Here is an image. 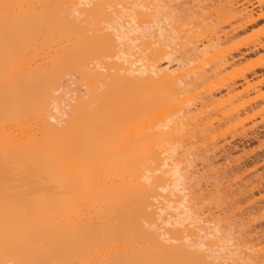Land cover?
Here are the masks:
<instances>
[{
  "label": "bare ground",
  "instance_id": "6f19581e",
  "mask_svg": "<svg viewBox=\"0 0 264 264\" xmlns=\"http://www.w3.org/2000/svg\"><path fill=\"white\" fill-rule=\"evenodd\" d=\"M171 1L164 2L168 5ZM158 2L0 0V264H247L251 261L250 255L249 261L243 259L242 249L240 252L232 249L231 232H220L219 218L213 214L216 222L210 219L209 222L202 210L203 216L194 211L199 201L205 203L214 194L212 188L208 185L194 188L198 194L192 187L198 188L200 181L205 180L199 176L200 172L205 171L204 175L207 170H213L224 175L229 165H239L245 154L246 149L233 147L231 140L238 135L241 139L247 133L245 125L253 110L250 92L260 91L256 84L247 81L236 84L235 77L224 79L229 69L240 70L236 67L240 60L226 59L222 47L245 25L252 24L255 17L251 14L256 13L250 14L246 3L238 6L237 1L238 5L231 2L228 6L226 2L228 12L226 6L220 7L224 15H231H226L227 22L229 18L233 21L230 28L215 32V36L211 33L213 37H205L198 44L196 36L202 35L198 32L193 35L195 30H188L193 36H186V32L178 37L181 25L172 16L175 4L166 10V3L161 0L158 5ZM182 24L185 26L186 22ZM194 36L197 40L190 39ZM182 40L188 47L190 40L197 41L202 50L198 45L193 48L199 50L200 55L195 51L199 60L212 53L205 61L210 70L203 73L201 82L207 85L211 81L215 86L218 83V90L224 87L223 94L219 91L222 95H216L219 98L209 94L206 99V92H193L190 84L194 82L199 87L201 82L196 78L208 68L201 72L205 63L196 66L199 61L195 57L196 61L188 62L187 56L193 57L194 52L182 56L188 51L180 43ZM178 47L184 51L178 49V52ZM177 52L182 54H177L179 58ZM193 61L195 67L187 69ZM194 69L199 71L196 78L191 76ZM234 71V76L243 73L241 70L235 75ZM79 77L82 84L77 80ZM193 78L196 80L190 82ZM211 82L210 87L206 86L209 90L214 87ZM76 85L78 92L74 89ZM187 92L191 99L186 98ZM199 94L201 97L197 98ZM193 96L201 99L197 102L202 107H196ZM203 96L207 101L201 103ZM259 97L262 95H256ZM193 103L198 112L195 108L190 110ZM202 108L204 111H199ZM253 113L251 116L256 115ZM226 127L227 135L232 138L227 141L223 132ZM197 133L206 136L201 137V142L207 139L208 150H221V164L209 160L210 164L207 161L203 167L199 166L201 171L191 168L193 163L189 168L181 167L190 159L187 155L192 151L191 140L197 142L193 149L200 148L199 138L198 141L194 138ZM260 134L255 130L253 137L263 151L264 136L261 138ZM218 139L221 146H217ZM232 153L242 155L235 159ZM178 156L185 160H178ZM234 171L229 168L227 175L235 174ZM193 175L200 178L195 180ZM194 180L199 183L195 184ZM234 181V178L231 183L227 181L229 186L225 191L234 187ZM251 181L264 187V175ZM251 181L241 186L252 185ZM190 189L194 191L192 196H198L194 199H200L196 205L197 201L188 193ZM253 200L251 206L254 203L264 206V195ZM210 213L208 218L213 219ZM204 220L213 227H203ZM262 228L255 231L261 237L257 233V239L252 236L254 242L259 238L264 242ZM259 243L255 244L259 247Z\"/></svg>",
  "mask_w": 264,
  "mask_h": 264
},
{
  "label": "rangeland",
  "instance_id": "374dc122",
  "mask_svg": "<svg viewBox=\"0 0 264 264\" xmlns=\"http://www.w3.org/2000/svg\"><path fill=\"white\" fill-rule=\"evenodd\" d=\"M156 2H157V0H155ZM160 1L161 0H159V2L157 3L158 5H159V3H160ZM163 2L164 1H166V0H162ZM173 1V0H172ZM171 1V3H169L168 5H167V2H169V0H167V2H162L163 4H165V5H167V6H170L169 8L166 6L165 7V5H162V3H161V5H162V7L164 6L165 8H167L166 10H168V9H170L172 6H173V4H175L174 5V7H172V8H174L173 9V11H174V13H173V11H172V16L174 17V16H176L175 18H174V20L175 19H177V20H179L181 23H179V21H177V23H178V26L180 27V25H181V27L179 28V30H180V36H178V37H183V35L185 36V33L187 34L186 36H188V35H191L192 34V32H190L189 34H188V30L189 31H193L194 32V30H195V32L193 33V35H195V33L196 32H198V35L200 34V37H201V35H202V37L201 38H199V36H196L197 38H198V42L197 41H194V40H190V42H188L189 43V47H188V44H187V42H186V44L187 45H185V39L184 40H182V41H184V42H180V43H183L185 46V48H184V50H188L187 52L186 51H184L183 49H181V47H182V45L180 44V48L178 47L177 48V51L179 52V50L178 49H181L180 51L182 52V51H184L183 53V55L180 53H175V55H176V58L178 57L179 58V56L180 55H182V56H185V54H186V56L187 55H189L188 53L190 52V54H192L193 52V54L191 55V56H193V57H191L190 58V56H187V57H189L187 60H188V62H190V61H192V60H189V59H197V62L199 61V63H197L196 64V66H198L199 64H204L205 63V61H206V59L209 57V56H211L212 55V53H210L208 56H207V58L205 57L203 60V62H202V60H201V58H200V60L198 59L199 58V56L196 54V53H198L199 52V50H195L194 48H193V46L196 48L197 46L196 45H198L199 44V42L202 40V39H204L205 37L206 38H210L213 34H214V36H215V34H217V33H219V31L221 30H227V28L229 27L230 28V26H231V24L233 23V21L231 22V20L232 19H230L229 18V22H227L228 20V18H226V15H230L229 13H226V15H224L225 14V11H224V9L223 8H221L220 6H226V4L228 5V6H230V4H231V2H232V5H235L236 3H238L239 2V4L240 5H238V4H236V5H238V6H241L242 4L244 5L245 3H246V10H248L249 11V9L251 10V12L249 11V13L251 14V13H254V12H252V11H255V13L256 14H260V12H262V14H260L259 16H254V15H256V14H251V15H253V18L255 17V19H253L254 20V22L252 23V24H247V26L245 25L243 28H242V30H240V33L234 38L233 37V39L228 43V44H225V46L224 47H222V50H223V48L225 49L224 50V53H225V57H226V59H231L232 57L236 60V61H238V60H240V63H239V61H238V65L236 66L237 68H239L240 70L239 71H237V72H240L241 70V72H243V73H240V74H242V75H240L239 73H238V75H240V76H238V75H236L235 73H237L236 71H234V74L237 76V78H236V76H234L233 75V71H232V69H229L227 72H225V74H224V79H226V80H232L234 77V79H233V81H236V84H237V82L240 84V82L242 83L243 81H247V82H249L250 84H256V86H257V90L258 91H260V92H262V93H258V94H261L262 95V97H259V98H256V95H258L257 93L255 94V92L253 93V92H250V96H251V98L253 99V104H251L252 106H250V107H252V108H250L251 110H252V113L254 112V111H256L257 109L259 110V112L258 111H256V112H254V113H256V115L254 114V115H252L251 116V111H250V113L251 114H249V116H250V120L248 119V122H246L244 125L246 126V128H247V133H249V134H243V137L240 139V136L238 135V137L236 138V137H234V140L232 141L231 139V137H230V135L228 134L227 135V132L225 131V130H227V127H226V129H224V128H222L221 130H223L224 129V131L223 132H225V134L227 135L226 136V141H227V138H229L230 140H231V142L230 141H228L229 143H231V145L233 146V147H235L236 146V148L237 149H239L240 150V147L242 148V147H244V150L246 149V151H245V154L243 155V158H241L240 159V161H238V162H240V166L239 165H237L236 164V166H233L234 167V169H236L237 167H239V169L237 168L235 171H234V169H233V167H231V165H229V168L230 169H232L234 172H235V174H232V172L230 173L232 176H230L229 177V175L230 174H228L227 175V173H229V172H227L228 170H229V168L227 169V171H226V173L223 175V173L221 174V173H219L218 172V170H217V172L218 173H216L215 171L213 172V170H207V171H209V172H206V174H204L203 175V173L205 172L204 171V169H203V173L202 172H200V175H199V172H197L198 173V175L200 176V177H204V179L205 180H201L200 182L201 183H199V182H195V180L196 179H198V178H200V177H198V178H195V176L194 175H196V174H194L193 175V177H194V183L195 184H200V185H198V188H197V186L196 185H194L193 184V186H196V187H192L193 189L194 188H196L197 190L200 188L199 186H205V185H208L209 186V188L211 187L212 188V191H214V192H212V193H214L213 195L211 194V197L209 198V200L207 199V197L206 196H210V195H208V193L206 194V196H205V194H203L204 196V200H206L207 199V201H205V203L203 202V200H202V202L201 201H199V208L197 209L196 207V209L194 208V205H196L197 203H198V201L196 200L197 199V197H195L197 194H196V192L194 193V194H196L195 196H192V194H191V192L193 191L192 189H190L191 191L190 192H188L189 194H191V196L193 197V199L194 198H196V199H194V200H196L197 202L194 204V205H191V206H193L192 208H194L195 210V212H197V214L199 215V216H203V213L201 214V210L204 212V213H206V215H204V218L205 217H207V219L206 220H208L209 221V219L210 220H213V222H216V221H214V217H213V214H214V216L216 217V218H219V220L220 221H218L217 220V223L220 225L219 226V228H221V229H219L220 230V232L221 231H223L224 233H225V231L226 230H229V231H226V232H228V233H230V235L232 236H228V237H231L232 238V243L233 242H235V243H233V245H232V243H231V246H233L232 247V249H236V251H238V252H240L241 251V249H242V251L240 252V253H242V256H244V258L243 257H241V259L243 258V259H245L246 260V262H247V259H248V261H249V259H250V256H251V261H249V263L247 262V264H250V263H252V262H257L258 264H262V263H264V254H263V250H264V248H263V244H264V242L262 243V241L260 242L259 240H261L260 238H259V240H258V242L255 240V242H254V239H253V237L252 236H254L255 235V233H257V232H259V230H258V228L259 229H261V227H264V226H259L258 224H262V225H264V206L262 207V205L261 206H257V205H260V204H255L254 203V206L252 205H250V203H252V202H250V201H252L254 198L255 199H257V198H259L261 195H264V187L261 185L260 187H259V185H257L255 182H253V181H251L252 179L253 180H255L256 179V177H258V175L259 176H262V175H264V150L263 151H261V149L259 148V146H258V143H257V141L255 140V138L253 137L254 136V134H255V130H256V132H261V134L259 135V136H261V138H263L262 137V135L264 136V110L262 111L261 110V108L262 107H264V0H235V1H233V0H174L173 2ZM178 1V2H177ZM197 1V2H196ZM215 1V2H214ZM238 1V2H237ZM243 1H245V2H243ZM152 2V1H151ZM187 2V3H186ZM191 2H192V4H191ZM196 4H195V3ZM208 2H209V4H208ZM216 2H221V3H216ZM227 2V3H226ZM233 2H234V4H233ZM262 2V3H261ZM177 3H179V4H177ZM202 3V4H201ZM204 3H206V4H204ZM226 3V4H225ZM242 3V4H241ZM249 3V4H248ZM152 4H154V2L152 3ZM184 4V5H183ZM211 4V5H210ZM156 5V4H155ZM204 5V6H203ZM207 5V6H206ZM235 5V6H236ZM184 6V7H183ZM228 6H226V7H224L225 9L226 8H228ZM161 7V6H160ZM181 7V8H180ZM198 7V8H197ZM200 7V8H199ZM202 7V8H201ZM206 7V8H205ZM244 7V6H243ZM177 8V9H176ZM186 8V9H185ZM217 8H219V9H217ZM249 8V9H248ZM163 9V8H162ZM194 9V10H193ZM197 9H198V11H197ZM202 9V10H201ZM224 11L223 12V14L221 13L222 12V10ZM171 10V9H170ZM177 10V11H176ZM227 11L226 12H228L229 10L228 9H226ZM181 11V12H180ZM200 11V12H199ZM215 11V12H214ZM175 12H178V13H176L175 14ZM191 12V13H190ZM195 12V13H194ZM205 12V13H204ZM170 13V12H169ZM197 13V14H196ZM204 13V14H203ZM214 13V14H213ZM248 13V12H247ZM180 14V15H179ZM217 14V15H216ZM171 15V14H170ZM178 15V16H177ZM197 17H196V16ZM210 15V16H209ZM221 15V16H220ZM222 15H224V17H225V22H224V20H222V19H224L223 18V16ZM204 16V17H203ZM207 16V17H206ZM217 16V17H216ZM199 17V18H198ZM229 17V16H228ZM230 17H231V15H230ZM259 17H261V18H259ZM179 18V19H178ZM218 18V19H217ZM192 19V20H191ZM204 19V20H203ZM213 19V20H212ZM217 20V21H216ZM188 21V22H187ZM175 22V21H174ZM186 22V24L188 25H186L185 24V26H187V27H185V26H183L184 24H182V23H185ZM197 22V23H196ZM200 22H202V23H200ZM205 22V23H204ZM177 23L175 22V25H176V27H177ZM189 23V24H188ZM229 23H231L230 25H229ZM200 24V25H199ZM175 25L173 26V28L175 27ZM198 25V26H197ZM203 25V26H202ZM205 25V26H204ZM209 25V26H208ZM192 26V27H191ZM197 26V27H196ZM206 27V28H205ZM190 28V29H189ZM228 28V29H229ZM192 29V30H191ZM197 29H199V30H197ZM197 30V31H196ZM202 30V31H201ZM209 30V31H208ZM176 31H177V29H176ZM211 31V32H210ZM178 32V31H177ZM177 32H175L176 34H177ZM200 32V33H199ZM215 32H217V33H215ZM211 33H213V34H211ZM204 34V35H203ZM209 34V35H208ZM182 35V36H181ZM193 35H191V36H193ZM206 35V36H205ZM177 36V35H176ZM208 36H210V37H208ZM178 37H177V43H179L178 42V40H180V39H178ZM213 37V36H212ZM186 38V37H185ZM195 39V40H197L196 38H195V36L194 37H191L190 39ZM200 40V41H199ZM189 41V40H188ZM192 42V43H191ZM196 42L198 43V44H196ZM263 42V43H262ZM193 44V45H191V44ZM262 44V45H261ZM178 46H179V44H178ZM263 46V47H262ZM202 47V46H201ZM229 49H228V48ZM191 48V49H190ZM193 48V49H192ZM197 48H200V45H198V47ZM200 50H202L201 48H200ZM227 50V52H225ZM195 51H197L196 53H195ZM229 52V54H227ZM231 52V53H230ZM177 54H179V56L177 55ZM195 54V55H194ZM199 54V53H198ZM200 55V54H199ZM230 56V57H229ZM195 57V58H194ZM198 57V58H197ZM181 58H183V57H181ZM232 58V59H233ZM196 59L194 60V61H196ZM184 60V58L182 59V61ZM193 61V62H194ZM185 62V61H184ZM187 62V63H188ZM188 63V68L187 69H192V67H195V62L194 63ZM240 64V65H239ZM194 65V66H193ZM209 65L208 63L206 64H204V67H202V69L200 70L201 72H202V70H204V69H206V68H208L207 66ZM203 66V65H202ZM177 67V66H176ZM187 67V66H186ZM185 67V68H186ZM190 67V68H189ZM201 67V66H200ZM210 67V66H209ZM174 68H175V65H174ZM234 69V68H233ZM196 69H194L193 70V72H192V70H191V76L192 77H198L199 75V71H195ZM209 68L206 70L207 72H202V73H200L201 75L199 76V78H196L197 79V81H198V79L200 80V82L203 80V78H202V76H203V73L204 74H206V73H208L209 72ZM232 71V72H231ZM75 73V72H74ZM228 73H232V74H229V76H231L232 75V77L230 78V79H228L229 78V76H228ZM76 74V73H75ZM197 74V75H196ZM74 75V74H73ZM228 76V77H227ZM242 76H243V78H242ZM73 77H75V75L73 76ZM76 77H78V74L76 75ZM200 77L202 78V79H200ZM227 77V78H226ZM240 77V78H239ZM195 78H193L192 80H189L190 82H192ZM195 79V80H196ZM223 79V80H224ZM72 80H75V83H76V81L78 80V81H80L81 80V78L79 77V79L77 78V80L74 78V79H72ZM194 80V81H195ZM78 81H77V83L76 84H78ZM205 81V80H204ZM210 81V80H209ZM81 83L80 84H82V80L80 81ZM190 82H189V84H190ZM199 82V81H198ZM197 82V83H198ZM199 82V83H200ZM211 82V81H210ZM210 82H206L205 84H207V85H204L203 83L204 82H201L205 87L203 88V85L200 83V85H199V83H198V85H199V87L198 86H195V85H193V84H196V83H194V82H192V84H190V86L192 87V89L193 90H195V91H193V92H196V90H198V92H202V93H207V95L205 96L206 97V99L209 97V96H211V95H209V94H212V96H214L213 94H215V98H219V96H217L216 97V95H220L221 93L223 94V92H224V87H221V89L220 90H218L219 89V87L217 88V84L218 83H216V86L214 85V83H212L211 82V84L212 85H214V87H216V88H214L213 87V89H208V88H206V86L207 87H210L209 86V84H210ZM221 82H223V81H221ZM220 83V82H219ZM197 85V84H196ZM202 85V87H200ZM223 85V84H222ZM259 85V86H258ZM80 86L81 85H79V88H80ZM83 86V85H82ZM76 87H77V85L75 86V88H74V86H73V88L74 89H76ZM193 87H198L199 89H194ZM212 87V86H211ZM85 88V87H84ZM188 88H189V86H188ZM78 89V88H77ZM77 89L75 90V91H77ZM81 89V92H82V88H80ZM190 89V88H189ZM84 90V89H83ZM191 90V89H190ZM190 90H188L189 91V93H190ZM200 90V91H199ZM85 91V90H84ZM221 93H220V92ZM78 92V91H77ZM79 92H80V90H79ZM219 92V93H218ZM188 92H187V94H188V97H186V95L185 96H183V97H186V98H190L191 99V95L189 94ZM191 93H192V91H191ZM252 93V94H251ZM186 94V93H185ZM194 94V93H193ZM198 94V93H197ZM201 94V93H200ZM200 94L199 95H197V98H199V97H201L200 96ZM221 94V95H222ZM209 95V96H208ZM199 96V97H198ZM208 96V97H207ZM195 96H193V99H195L194 98ZM203 98H204V96H203ZM202 98V99H203ZM205 98L203 99V102H201V103H204L205 101L204 100H206ZM210 99V98H209ZM262 99V100H261ZM196 100V99H195ZM195 100H193L192 102H194ZM198 100V99H197ZM197 100L195 101V102H197ZM199 100H201V99H199ZM198 100V101H199ZM187 101H190V100H187ZM207 101V100H206ZM192 105V104H191ZM190 105V106H191ZM193 105H194V103H193ZM195 105H196V107L197 108H200V106L202 107L203 105L201 104L200 106H199V103L197 102V104L195 103ZM195 105L194 106H191V107H189L190 108V110H192L193 111V108H195ZM199 106V107H198ZM262 106V107H261ZM255 107V108H254ZM259 107V108H258ZM203 109V108H202ZM199 110V111H204V109L203 110ZM207 109H209V108H207ZM256 109V110H255ZM186 110V109H185ZM195 110H196V108H195ZM260 110L262 111V112H260ZM191 111V112H192ZM195 112H198V109L195 111ZM195 124L193 123V126H194ZM247 125L249 126V128L247 127ZM254 125V126H253ZM192 126V129H193V131H196V130H194V127ZM196 126V125H195ZM245 126H244V128H245ZM254 128H253V127ZM191 129V128H190ZM191 129V130H192ZM250 129V130H249ZM239 130H241V128L239 129ZM249 130V131H248ZM232 131V130H231ZM228 132H230V130L228 131ZM239 132V131H238ZM191 133V132H190ZM231 133H233L234 134V132L232 131ZM230 133V134H231ZM240 133V132H239ZM254 133V134H253ZM202 134L201 133H199V136H198V133H197V135L196 136H194V138L196 139L197 137L199 138V140H200V142H199V144H198V146L200 145V148H195V149H193L192 147H195L194 146V144L195 143H197L195 140H193L194 142H192V140H191V143L193 144H191L190 146H191V148L190 149H192V151H188V152H191L190 153V155H187L188 156V158H190L189 160H188V164L187 163H184V165H183V163H182V166L181 167H188V165L190 164H192V166H195V168L194 167H192V166H190L191 168H193V169H198V170H200L201 171V166L203 167V165H204V163L206 164L207 163V161L209 162V160H210V162L212 161H218L217 163L216 162H213L214 164H218L219 162H220V164L222 163L221 161H222V158H221V154H219V151H221V150H219V149H214V150H216V151H214L212 148V146L210 145V147H212L211 149L213 150H208L207 148H209V147H205V145H209V144H205V141L207 140L206 138V140L204 139V143L203 142H201V141H203L202 140V138L205 136L204 134H203V136H201ZM232 136V135H231ZM202 137V138H201ZM206 137V136H205ZM193 138V139H194ZM197 138V139H198ZM201 138V139H200ZM219 138H220V136H219ZM196 139V140H197ZM219 140V144L217 145V146H221V143H220V139H218ZM222 140V139H221ZM198 141V140H197ZM208 143H209V141H208ZM245 145V146H244ZM184 147V146H183ZM186 147H187V145H186ZM186 149V148H185ZM210 149V148H209ZM181 151H182V148L180 149ZM194 150V151H193ZM180 151V152H181ZM186 151V150H185ZM201 151V152H200ZM251 153H249V152ZM198 152V153H197ZM187 153V152H186ZM193 153V154H192ZM221 153V152H220ZM249 153V154H248ZM200 154H201V156H200ZM239 154H241V153H239ZM239 154H237L238 156H241V155H239ZM232 155H233V157L232 158H234L235 157V159H237V155L236 154H234V153H232ZM216 157V158H214V157ZM247 156V157H246ZM186 157V156H185ZM184 159L185 160V158H183V156H178V160L179 159ZM208 159V160H207ZM211 159H213V160H211ZM182 161V160H181ZM242 161V162H241ZM176 162L178 163V161L176 160ZM210 162L208 163V164H210ZM244 162V163H243ZM212 163V164H213ZM180 164H181V162H180ZM242 164H243V166H242ZM247 164V165H246ZM201 165V166H200ZM232 165H234L233 163H232ZM246 165V166H245ZM197 166V167H196ZM200 166V167H199ZM215 166V165H214ZM220 166V165H219ZM210 167V166H209ZM189 168V167H188ZM190 168V169H191ZM210 168H212V165H211V167ZM214 168V167H213ZM212 168V169H213ZM206 169V168H205ZM207 169H209V168H207ZM217 168H215V170H216ZM201 173H202V176H201ZM209 176H208V175ZM197 175V176H198ZM241 177H240V176ZM227 176V177H226ZM236 176H237V178H236ZM239 176V177H238ZM254 176V177H253ZM214 177V178H213ZM191 178V177H190ZM221 178V179H220ZM233 178H234V183L236 182V183H239V184H237V185H235L234 184V187L232 186L233 185V183L232 184H230L231 185V187H233V188H229V190H231L232 189V191H225V189H228L227 188V185L229 184V182L231 183V182H233ZM246 178V179H245ZM240 181H239V180ZM192 180H193V178H191V181L189 180V182H191L192 183ZM215 180H217V181H219V182H217V181H215ZM244 180V181H243ZM199 181V180H198ZM206 181V182H205ZM227 181H229V182H227ZM238 181V182H237ZM246 181H251V183H253L252 185H247L246 187L244 186V187H242L243 186V183L244 182H246ZM203 182V183H202ZM207 182H208V184H207ZM240 182H241V184H240ZM212 183V184H211ZM216 183V184H215ZM218 183H219V185H218ZM189 184L190 183H188L187 184V188L189 187V188H191L190 186H189ZM226 184V185H225ZM242 185V186H241ZM255 185H257V186H255ZM191 186H192V184H191ZM215 187V190H213L214 189V187ZM218 186V187H217ZM229 186V185H228ZM237 186V187H236ZM226 187V188H225ZM189 188H188V190H189ZM208 188V187H207ZM208 188V189H209ZM210 188V189H211ZM220 188H221V190L222 189H224V191L222 190H220ZM237 188V189H236ZM240 188V189H239ZM196 189H194V191H197ZM207 189V190H208ZM209 189V190H210ZM217 189H219V191L217 190ZM187 190V191H188ZM261 191L259 194L257 193V191ZM193 191V192H194ZM207 192V191H206ZM211 192V191H210ZM229 192V194H227ZM186 193V192H185ZM187 193V194H188ZM197 193H198V191H197ZM225 193V194H224ZM251 193H253L252 195H250ZM199 194V193H198ZM223 194V195H222ZM231 194H232V196H231ZM239 194V195H238ZM243 194V195H242ZM241 195V196H240ZM190 196V197H191ZM224 196H226V197H224ZM252 196V198H250V197ZM192 197L190 198V199H192ZM239 197V198H238ZM214 198V199H213ZM230 198V199H229ZM245 198V199H244ZM192 199V200H193ZM212 200V201H211ZM218 200V201H217ZM222 200V201H221ZM235 200V201H234ZM189 201V200H188ZM253 201H255V200H253ZM193 202V201H192ZM195 202V201H194ZM227 202V203H226ZM249 202V203H248ZM202 203V204H201ZM206 204H208V205H206ZM217 204V205H216ZM219 205V206H218ZM203 206V207H202ZM216 206H218V207H216ZM251 206V207H250ZM257 206V207H256ZM201 207H202V209H201ZM259 207H262V208H259ZM214 208H216V209H214ZM259 208V209H258ZM208 209L209 210H211L212 211V215H210V216H212L213 217V219L210 217V218H208V214L211 212H209L208 211ZM220 209V210H219ZM231 209V210H230ZM198 210V211H197ZM253 211V213H252V211ZM206 211H208V212H206ZM213 211H214V213H213ZM229 211V212H228ZM198 212H200V214L198 213ZM208 213V214H207ZM227 213V214H226ZM211 214V213H210ZM242 214V215H241ZM219 215V216H218ZM247 215V216H246ZM198 216V217H199ZM224 216V217H223ZM244 217V218H243ZM247 217V218H246ZM230 218V219H229ZM201 219H203V217H201ZM235 219V220H234ZM198 220V219H197ZM206 220H204L203 221V223L205 224L203 227H205L206 225L208 226V227H213V226H209V225H211V223L210 224H208V223H206L207 221ZM241 222H240V221ZM246 220V221H245ZM206 221V222H205ZM235 221H237V222H235ZM250 221V222H249ZM261 221V222H260ZM212 222V221H211ZM222 222V223H221ZM235 222V223H234ZM203 223H200V225L202 224L203 225ZM251 224V225H250ZM197 225V224H196ZM199 224L196 226V228H199L198 226H200ZM213 225V224H212ZM216 224L214 223V226H215ZM240 225V226H239ZM242 225H243V227H242ZM248 225V226H247ZM206 226V227H207ZM217 226V225H216ZM202 227V226H201ZM205 227V228H206ZM226 227H227V229H226ZM238 227H241V228H238ZM247 227V228H246ZM258 227V228H257ZM224 228H225V230H224ZM250 228V229H249ZM194 229V228H193ZM236 231H235V230ZM241 229V230H240ZM255 229V230H254ZM264 228H262V230H263ZM238 230V231H237ZM249 230V231H248ZM258 230V231H257ZM195 231H196V229H195ZM253 231V232H252ZM255 231H257V232H255ZM197 232V231H196ZM223 232H221L222 234H223ZM232 232H233V234H232ZM243 232V233H242ZM246 232V233H245ZM251 232V233H250ZM241 233V234H240ZM254 233V234H253ZM226 234V233H225ZM224 234V235H225ZM248 234V235H247ZM253 234V235H252ZM258 234V236L259 237H261V233L259 234V233H257ZM224 235H223V237H224ZM251 236V237H250ZM256 236V235H255ZM258 236H256V238L255 239H257V237ZM263 238H264V236H263ZM251 239H252V241H251ZM264 241V240H263ZM260 242V243H259ZM254 243V244H253ZM255 243H259V244H261L262 245V247H258V244H255ZM230 244V243H229ZM228 244V245H229ZM239 244V245H238ZM242 244V245H241ZM237 245H238V247H237ZM252 245H254V246H252ZM256 245V246H255ZM236 246V247H235ZM241 246V247H240ZM251 248V249H250ZM254 248V249H253ZM260 248H261V251H259L260 250ZM259 249V250H258ZM255 250V251H254ZM261 254H260V253ZM251 253V254H250ZM245 254V255H244ZM248 255H250V256H248ZM256 255V256H255ZM259 256H261V257H259ZM246 257V258H245ZM253 257H255L254 258V261H253ZM260 260V261H259ZM260 262V263H259ZM246 264V263H245ZM253 264V263H252Z\"/></svg>",
  "mask_w": 264,
  "mask_h": 264
}]
</instances>
